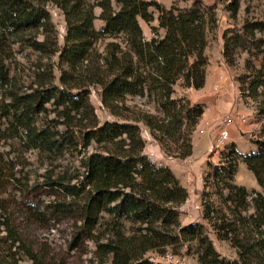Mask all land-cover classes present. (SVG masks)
Segmentation results:
<instances>
[{"label":"rangeland","instance_id":"374dc122","mask_svg":"<svg viewBox=\"0 0 264 264\" xmlns=\"http://www.w3.org/2000/svg\"><path fill=\"white\" fill-rule=\"evenodd\" d=\"M31 1L47 10L51 24L29 29L16 37L6 34L2 42L7 51L6 64L12 81L8 88L0 90V153L3 169L14 175L5 181L0 193V205L4 207L2 213L34 249L40 260L38 264H116L113 255L103 251V244L117 240L118 235L130 238L143 236L147 231L141 223L125 220L114 223L107 214L91 233L84 229L83 212L87 198L97 188V182L92 184L87 179V163L91 156L103 151L89 132L97 122L100 125L106 121L123 122L121 116L128 115L130 110L156 113V105L146 97L128 96L124 105L120 104L115 109L107 107L102 99L103 89L97 84V70L108 66L107 62L118 48L126 49L123 37H102L93 41L87 59L79 68L73 69L61 57L67 34L63 10L54 0ZM86 1L96 16L95 29L103 28L102 10L97 6L99 0ZM146 1L156 2L165 9L173 6L189 8L197 1L215 8L217 26L207 33L205 49L208 57L206 75L208 73L213 78L209 92L203 94L197 89L185 88L182 80L174 86V97L185 95L192 103H202L209 108L208 115L202 116L192 134L195 158L167 155L149 128L142 122L139 124L146 142L144 154L157 165L169 166L180 184L188 190V199L178 207L181 226L202 224L219 257L237 260L238 249L229 239L219 238L215 229V224L219 227L233 222V213L223 199L212 193L211 185L206 189V195L203 192L207 174L221 165L232 144L236 145L239 153L248 154L258 150V142H264V115L260 111L264 106V85L259 88L260 95H253L252 90L254 83L264 82V0H239L236 11L231 9L235 0ZM149 10L154 20L148 22L139 18V21L146 39L150 40L164 36L165 31L159 27V10L155 6ZM247 23H260L261 28L246 32L244 25ZM224 34H227L231 45L229 60L234 62L233 65L225 56ZM247 64L250 69H247ZM215 84L220 86L219 92L214 90ZM72 86L82 88L73 89ZM46 88L72 91L83 98L89 92L90 104L86 110L76 111L69 103L61 104V100L53 99L32 112L30 122L35 128H50L56 134L59 147L49 153L31 147L20 123L14 121L10 125L4 115L5 109L13 103V94L23 95ZM216 100L220 102L219 114L212 116ZM228 118L232 120L230 124ZM241 118L246 121L242 122ZM226 127L230 137L224 146L216 148L218 131ZM234 181L249 190L261 191L244 162H240ZM139 182H142L140 177L136 184ZM127 183L117 188L130 190L125 187ZM137 188L140 191L142 184ZM68 190L78 193L71 194ZM209 199L217 209L212 220L204 218L203 203ZM252 212L250 209L247 214ZM3 215L0 216L2 220ZM220 230L223 234L227 232L226 229ZM4 235L7 232L0 228V237ZM161 238L156 242L162 244L168 240L170 243L147 251L143 259L156 264H203L202 248L197 241L186 240L175 229L164 230ZM128 259L127 264L137 263L133 254ZM24 263L31 264V261Z\"/></svg>","mask_w":264,"mask_h":264},{"label":"trees","instance_id":"16d2710c","mask_svg":"<svg viewBox=\"0 0 264 264\" xmlns=\"http://www.w3.org/2000/svg\"><path fill=\"white\" fill-rule=\"evenodd\" d=\"M54 2L65 14L67 34L61 57L71 68L77 69L83 64L93 41L102 37H123L126 49L118 48L107 62L108 66L97 70V84L103 89L104 104L115 109L120 104L124 105L128 96H140L153 100L157 111L130 110L128 115L121 116L123 122L106 121L101 125L97 122L89 132L103 151L91 156L87 163V179L92 184L97 182V188L87 198L83 212L84 229L91 233L104 214L112 217L114 223L125 220L144 225L147 234L143 236L124 238L118 235L117 240L103 244V251L112 254L116 264H127L132 254L136 264H156L143 259V255L170 243L168 240L162 244L156 242L162 239L163 231L169 229L177 230L186 240L197 241L202 248L203 264H264V142H258V150L248 154L239 153L236 145L232 144L221 165L214 167L205 178L203 195L211 185L212 193L223 199L233 213V222L220 224L219 227L215 224V229L219 238L229 239L238 249V259L234 261L219 257L202 224L181 226L178 207L188 199V190L180 184L169 166L153 163L143 152L146 142L140 122L149 128L152 137L167 155L185 159L193 154L192 134L205 112V104L192 103L185 95L174 97V86L179 80L183 81L185 88L198 90L205 86L207 33L217 26L215 8L201 1L189 8L173 6L165 9L156 2L146 0H99L97 6L102 10L100 18L104 26L96 30V16L86 0ZM151 6L160 12L159 27L164 29L165 35L149 40L144 35L139 18L153 21L154 15L149 10ZM238 7L239 0H235L231 9L236 11ZM50 24L51 17L40 4L31 0H0V90L8 88L12 81L6 64L7 51L2 43L6 34L16 37L29 29ZM260 28V23L244 25L246 32ZM223 37L225 56L233 65L234 62L229 60L231 45L227 34ZM247 69H250L249 64ZM62 81L66 84L63 76ZM263 85L264 82L254 83L253 95H260L259 88ZM12 97L13 103L4 114L8 123H20L21 131L31 141V147L46 153L55 151L59 142L50 128L39 130L31 124L32 112L53 99L61 100V104L69 103L76 111L86 110L90 105L89 92L83 98L72 91L55 88L13 94ZM260 111L264 115V106ZM2 161L0 153V193L5 181L14 177L5 172ZM240 162H244L253 173L261 191L249 190L235 183ZM139 177L142 182L136 184ZM126 182L125 187L130 190L117 188ZM140 184L142 189L139 191L137 187ZM72 188L75 187L69 189ZM203 204L204 218H215L217 209L214 202L209 199ZM3 209L0 205V216ZM250 209L253 212L247 214ZM5 218V215L3 220L0 218V228L7 232L0 237V264H25V261L38 264L40 260L34 249ZM220 229L227 232L223 234Z\"/></svg>","mask_w":264,"mask_h":264},{"label":"built area","instance_id":"2783aa9c","mask_svg":"<svg viewBox=\"0 0 264 264\" xmlns=\"http://www.w3.org/2000/svg\"><path fill=\"white\" fill-rule=\"evenodd\" d=\"M214 90L216 92H219L221 90L220 86L218 84L214 85ZM242 122H245L246 119L245 118H241ZM227 122H229V124L232 122V120L230 118L227 119ZM230 137V132L228 130V128H221L218 131V135L216 136V142H215V147L219 148L222 147L226 144L227 140Z\"/></svg>","mask_w":264,"mask_h":264},{"label":"crops","instance_id":"0c3cea01","mask_svg":"<svg viewBox=\"0 0 264 264\" xmlns=\"http://www.w3.org/2000/svg\"><path fill=\"white\" fill-rule=\"evenodd\" d=\"M208 81H210L209 85H208ZM212 82H213V78H210L209 74L207 73L205 86L202 89H199V90H196V91H199V92H201L203 94L209 92V89H210V86H211ZM219 103L220 102L218 100H216L215 107L212 108V112H211L212 116L219 114V109H220ZM208 109L209 108L205 106V112L203 114L204 117L208 115V111H207ZM193 149H194V138H193ZM192 158H195L194 157V153L189 157V159H192Z\"/></svg>","mask_w":264,"mask_h":264}]
</instances>
